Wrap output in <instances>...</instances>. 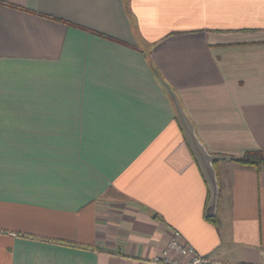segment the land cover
<instances>
[{"label": "crops", "instance_id": "0c3cea01", "mask_svg": "<svg viewBox=\"0 0 264 264\" xmlns=\"http://www.w3.org/2000/svg\"><path fill=\"white\" fill-rule=\"evenodd\" d=\"M159 80L210 154L264 157V0H0V264H154L173 232L264 264V164L215 162L207 219Z\"/></svg>", "mask_w": 264, "mask_h": 264}, {"label": "water", "instance_id": "95a60500", "mask_svg": "<svg viewBox=\"0 0 264 264\" xmlns=\"http://www.w3.org/2000/svg\"><path fill=\"white\" fill-rule=\"evenodd\" d=\"M159 83L172 104L175 117L183 130L189 148L206 183L209 198L205 209V217L207 219L214 218L219 200L218 181L214 163L221 160H229L230 158L213 155L206 150L205 146L197 137L195 129L186 116L175 92L163 80H159Z\"/></svg>", "mask_w": 264, "mask_h": 264}, {"label": "built area", "instance_id": "2783aa9c", "mask_svg": "<svg viewBox=\"0 0 264 264\" xmlns=\"http://www.w3.org/2000/svg\"><path fill=\"white\" fill-rule=\"evenodd\" d=\"M175 253L179 258L189 257L187 263H181L179 260H173L170 253ZM154 264H208L205 257L198 256L193 248L181 240L179 232H173L171 239L160 254L152 261Z\"/></svg>", "mask_w": 264, "mask_h": 264}, {"label": "trees", "instance_id": "16d2710c", "mask_svg": "<svg viewBox=\"0 0 264 264\" xmlns=\"http://www.w3.org/2000/svg\"><path fill=\"white\" fill-rule=\"evenodd\" d=\"M230 160L245 167L257 168L264 164V157L260 152H246L241 157H231ZM212 221L215 224L217 223L216 219Z\"/></svg>", "mask_w": 264, "mask_h": 264}]
</instances>
